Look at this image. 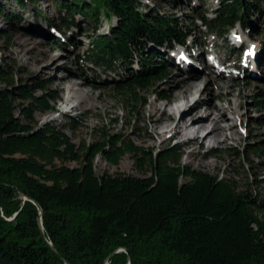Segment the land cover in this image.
Masks as SVG:
<instances>
[{"label":"trees","instance_id":"16d2710c","mask_svg":"<svg viewBox=\"0 0 264 264\" xmlns=\"http://www.w3.org/2000/svg\"><path fill=\"white\" fill-rule=\"evenodd\" d=\"M3 1L23 8L26 0H0L9 24L15 16ZM142 1L57 2L59 30L77 16L90 20L94 33L101 19H115L109 34H94L87 59L106 72L119 68V78L102 86L131 114L145 104L141 95L168 99L155 88L167 77V61L175 66L169 51L189 39L198 44L174 15ZM217 4L212 16H196L206 35L225 40L236 25L257 26L264 46V0ZM5 38L0 30V42ZM0 85V264H264V194L181 165L177 146L147 152L103 128L93 143L76 145L53 123L35 122L37 113H55L54 91L17 81L7 66H0ZM254 107L264 112V95ZM247 149L256 155L264 143ZM125 155L139 176L96 174L98 157L117 167Z\"/></svg>","mask_w":264,"mask_h":264},{"label":"rangeland","instance_id":"374dc122","mask_svg":"<svg viewBox=\"0 0 264 264\" xmlns=\"http://www.w3.org/2000/svg\"><path fill=\"white\" fill-rule=\"evenodd\" d=\"M57 2L26 0L25 6L19 8L12 1H3L6 10L15 18L8 24L0 15V30L6 36L0 42V66L13 70L17 81L21 80L29 86L43 83L57 94V100L53 103L55 113L35 115V122L39 126L53 123L76 145L93 143L96 133L103 128L110 134L125 135L136 147L147 152L177 146L181 165L227 177L239 190L264 194V150L253 155L247 149L248 146L264 143V112L254 107L257 95H264V61L260 63L264 46L260 27L255 25L257 31L252 32L236 25L232 34L237 36L239 33V40L245 42L238 48L234 46L235 43H231L234 40L231 33L223 41L207 37L206 31L196 20L197 15L205 12L212 16L211 12L218 5L217 0H143L142 3L156 7L166 15H174L187 25L194 31L198 44L194 45L189 39L184 46L189 59L188 64L185 63L188 67L182 68L181 64H177L180 61L175 57L176 49L179 51L181 48L169 51V56H174L177 66L167 61V77L155 88L156 92L167 95L168 99L159 101L154 96L141 95L145 104L138 107L137 114H131L110 88L102 86L106 81L119 78V68L116 66L113 72H106L89 64L87 59V49L91 47L94 34H109L110 28L116 25L115 19H101L94 33L92 22L77 16L75 24L69 29L61 30L59 27V30ZM49 21L54 26H49ZM248 44L255 46L256 58L244 66ZM41 52L57 55L55 64L47 67L41 64ZM251 65L255 68H250ZM64 78L80 84L79 90L87 95L82 103L76 100L68 102L70 93L62 82ZM199 78L200 92L188 101L182 100L183 91L176 89V85L183 79L189 82ZM197 101L203 103L200 109L214 107L213 115L217 118H220V113L216 109L225 110L228 120L221 123L228 137L225 142L217 144L207 141L200 146L197 142L189 143L187 137L172 138L168 131L160 129L161 125L169 123L166 119L155 124L151 118L152 107L155 105L167 112H171L172 107L177 105L183 111L185 105L194 108ZM176 116L179 114L176 113ZM71 123H74L73 127ZM205 134V131H200L201 141ZM65 166L77 167L75 163H65ZM94 169L97 175L139 176L129 155L121 158L117 167L108 165L98 157L94 161Z\"/></svg>","mask_w":264,"mask_h":264},{"label":"bare ground","instance_id":"6f19581e","mask_svg":"<svg viewBox=\"0 0 264 264\" xmlns=\"http://www.w3.org/2000/svg\"><path fill=\"white\" fill-rule=\"evenodd\" d=\"M239 33L237 37H239ZM238 48L243 46L242 44H237ZM249 49H251L252 44H248ZM204 48V47H203ZM178 54H181L179 52ZM41 64L44 66H50L54 65L55 61L57 60V55L53 53L48 52H41ZM256 58V57H255ZM249 60H252V58H249L245 61L244 66H246L249 62ZM178 64L182 65V68L184 66L188 67V65L183 62L182 58H180ZM180 65V67H181ZM250 68L254 69L255 66L251 65ZM205 75H207V72L205 71ZM62 82L65 83L67 90L70 93L69 101L71 102L73 100H76L80 103H82V100L85 96H87L85 93H83L81 90H79L80 84L74 83L71 80H68L67 78H64ZM200 78L190 80L187 82L186 79H183L180 84L176 85V89H179L183 91V97L182 100L188 101L192 96L196 95L200 92ZM187 104V102H186ZM203 103L201 101H197L194 108L190 105H185V109L183 111L180 110L179 107L173 108L171 112L165 111L164 108H158L156 105L152 107V113L151 118L154 120L155 124H159L164 121L165 119L169 122L166 125H161L160 129L163 131H168V134H171V137H187L189 138V143L197 142L198 145L203 146L205 142L210 143H217L221 144L225 142V139L228 137L225 135V128L221 126V123L228 120V117L226 115L225 110L219 108L216 109L220 113V118H217L213 115V111H215L214 107H206L205 109H200ZM179 108V109H177ZM168 110V109H167ZM233 111V109H231ZM176 113L179 114V116H176ZM160 115V117H159ZM209 124L210 127L207 125ZM159 126V125H158ZM199 127V128H198ZM229 128V127H228ZM231 129V128H230ZM205 131V138L201 141L202 138H200L199 133L200 131ZM161 134V132H159ZM158 133V134H159ZM230 137V136H229ZM233 137V136H231ZM201 141V142H200Z\"/></svg>","mask_w":264,"mask_h":264},{"label":"water","instance_id":"95a60500","mask_svg":"<svg viewBox=\"0 0 264 264\" xmlns=\"http://www.w3.org/2000/svg\"><path fill=\"white\" fill-rule=\"evenodd\" d=\"M24 199H26V198H24ZM9 221H11V220H9ZM37 221H38V226H39V229H40V232H41V234H42V236H43V233H42V225H41V217H40V210H39V216H38V219H37ZM50 246H51V244H50ZM51 249H52V251L59 257V255L57 254V252L55 251V249L51 246ZM111 256H113V254L111 255ZM110 256V257H111ZM60 258V257H59ZM105 264H107V261H106V263ZM128 264H129V259H128Z\"/></svg>","mask_w":264,"mask_h":264}]
</instances>
